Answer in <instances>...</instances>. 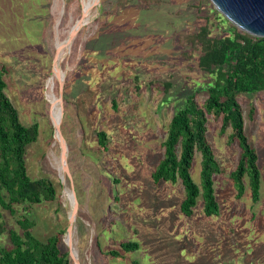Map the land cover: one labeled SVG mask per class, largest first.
<instances>
[{
  "label": "rangeland",
  "instance_id": "obj_1",
  "mask_svg": "<svg viewBox=\"0 0 264 264\" xmlns=\"http://www.w3.org/2000/svg\"><path fill=\"white\" fill-rule=\"evenodd\" d=\"M118 3L99 0L61 62V131L70 181L61 178L46 94L55 46L79 18L80 0H0L6 94L21 123L39 126L37 141L26 148L27 174L49 179L56 189L53 202L30 210L32 233L44 241L63 231L64 239L71 211L65 191L72 187L79 204L73 246L81 264H264V92L237 98L244 133L258 156L257 203L251 201L247 176L244 194L236 197L230 174L240 148L229 141L230 129L220 133L212 116H207L206 137L222 170L213 176L219 214L205 216L199 197L193 215L185 217L181 182L152 181L170 119L189 96L203 104L214 82L198 68V50L181 44L179 36L197 31L206 18L213 35L228 27L217 26L220 14L208 0H127L121 8ZM99 131L106 134L105 149L97 143ZM200 161L195 153L190 175L198 186ZM2 214L0 221L19 231L22 207L14 216ZM126 242L138 249L122 250ZM0 243L9 244L6 233ZM63 250L68 252L65 244Z\"/></svg>",
  "mask_w": 264,
  "mask_h": 264
},
{
  "label": "trees",
  "instance_id": "obj_2",
  "mask_svg": "<svg viewBox=\"0 0 264 264\" xmlns=\"http://www.w3.org/2000/svg\"><path fill=\"white\" fill-rule=\"evenodd\" d=\"M126 3L127 0H119L117 7L121 8ZM219 18L217 26L224 24L228 31L213 35L210 18H206V25L179 36L181 44L198 50V68L211 76L214 82L207 88L203 104L199 105L193 95L189 96L183 107L172 116L162 143L163 156L152 173L155 184L181 182L185 196L180 211L185 217L193 215L199 197L203 200L205 216L219 214L213 176L222 170L207 141V116L219 120L221 134L230 129V142H238L239 159L230 174L236 197L241 198L244 194L243 180L246 176L251 201L257 203L260 196L258 156L244 133V120L237 98L244 93L264 92V38L243 33L221 15ZM6 73V68L1 67L0 220L2 211L14 216L17 207H22L25 214L17 220L19 231L8 229L0 221V237L6 233L9 242L7 246L0 243V264H72L68 252L63 250V231L44 241L32 233L34 223L28 217L30 210L35 205L53 202L56 189L49 179H31L27 174L26 148L37 141L39 126L37 123H21L16 107L6 94ZM164 88L168 91L170 85L165 84ZM96 137L99 148L105 149L106 134L99 131ZM195 153L201 156L199 186L190 175ZM120 247L127 252L135 251L138 244L126 242Z\"/></svg>",
  "mask_w": 264,
  "mask_h": 264
},
{
  "label": "water",
  "instance_id": "obj_3",
  "mask_svg": "<svg viewBox=\"0 0 264 264\" xmlns=\"http://www.w3.org/2000/svg\"><path fill=\"white\" fill-rule=\"evenodd\" d=\"M85 0H80L81 13L79 18L70 28L67 37L61 43L56 44L54 56L51 62V75L57 82L58 96L50 103L49 118L53 127V138L60 149V166L62 180L66 178L71 181V174L67 164V143L61 131V122L63 118V97L65 75L61 71V62L70 53L72 43L79 31L92 20L89 16L93 8L98 7L99 0H93L88 6H84ZM213 8L229 23L239 31L257 38H264V0H208ZM58 107V120L53 116V107ZM71 196L68 197L71 211L68 215V226L65 230L63 239L68 249V256L72 264H81L77 252L73 246L74 223L78 214V201L75 193L70 188Z\"/></svg>",
  "mask_w": 264,
  "mask_h": 264
},
{
  "label": "bare ground",
  "instance_id": "obj_4",
  "mask_svg": "<svg viewBox=\"0 0 264 264\" xmlns=\"http://www.w3.org/2000/svg\"><path fill=\"white\" fill-rule=\"evenodd\" d=\"M92 1L93 0H85L84 1V6L86 7V6L90 5L92 3ZM53 79H54L53 77H50V79L48 80V84H47L48 93L46 94V98H47V101L49 103H52L55 100V98H56L54 96V94H53V82H52ZM52 114L58 120V107L57 106L53 107ZM65 195L67 197H70L71 196L70 191H65ZM64 198H65V196H64Z\"/></svg>",
  "mask_w": 264,
  "mask_h": 264
}]
</instances>
